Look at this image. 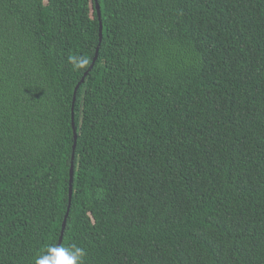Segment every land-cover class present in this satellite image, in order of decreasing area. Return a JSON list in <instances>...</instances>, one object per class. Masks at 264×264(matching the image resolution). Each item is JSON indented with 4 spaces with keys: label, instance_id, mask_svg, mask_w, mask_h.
Listing matches in <instances>:
<instances>
[{
    "label": "trees",
    "instance_id": "trees-1",
    "mask_svg": "<svg viewBox=\"0 0 264 264\" xmlns=\"http://www.w3.org/2000/svg\"><path fill=\"white\" fill-rule=\"evenodd\" d=\"M97 2L0 0V264H264V0Z\"/></svg>",
    "mask_w": 264,
    "mask_h": 264
},
{
    "label": "water",
    "instance_id": "water-1",
    "mask_svg": "<svg viewBox=\"0 0 264 264\" xmlns=\"http://www.w3.org/2000/svg\"><path fill=\"white\" fill-rule=\"evenodd\" d=\"M96 9H97V14H98V18L100 19V8H99V4L96 0ZM101 29H102V24H101V21H100V39H101ZM97 50H98V47H97ZM96 57H97V51H96V54L93 58V61L89 67V69L84 73L83 77L81 78V80L79 81V83L76 85L75 89H74V97H73V100L75 98V92H76V89L78 87V85L84 80V77L87 75V73L92 69L93 67V64L96 60ZM72 119H73V115H72ZM72 125H73V130H74V137H76V133H75V129H74V124L72 122ZM72 175H73V165L71 163V166H70V181H69V199H70V196H71V193H72ZM68 212V210H67ZM67 212L65 214V217L63 219V222H62V227H61V231H60V236H59V241L57 243V247L52 255V258L55 256L56 252L58 251L59 247H60V244H61V241H62V236H63V232H64V229H65V224H66V216H67Z\"/></svg>",
    "mask_w": 264,
    "mask_h": 264
}]
</instances>
